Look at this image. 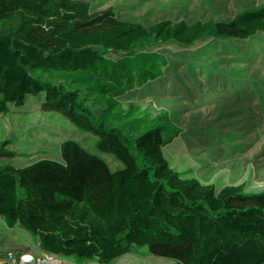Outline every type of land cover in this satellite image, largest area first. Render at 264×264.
I'll return each instance as SVG.
<instances>
[{
	"label": "rangeland",
	"instance_id": "rangeland-1",
	"mask_svg": "<svg viewBox=\"0 0 264 264\" xmlns=\"http://www.w3.org/2000/svg\"><path fill=\"white\" fill-rule=\"evenodd\" d=\"M9 28L0 23V31ZM77 79L105 83L115 109L90 118L49 91L52 83ZM0 116L48 134L52 143L72 139L79 151L103 157L189 151L223 138L226 164L206 172L169 170L147 181L118 179L120 207L103 211L116 207L104 193L95 208L81 211L84 218L73 214L76 232L124 258L118 248L127 244L140 264H264V221L243 215L248 197L264 193V97L224 41L197 48L187 40L116 34L82 56L40 52L0 77ZM0 264L44 263L0 241Z\"/></svg>",
	"mask_w": 264,
	"mask_h": 264
},
{
	"label": "trees",
	"instance_id": "trees-1",
	"mask_svg": "<svg viewBox=\"0 0 264 264\" xmlns=\"http://www.w3.org/2000/svg\"><path fill=\"white\" fill-rule=\"evenodd\" d=\"M3 21L10 28L0 31V77L23 69L40 52L68 49L82 56L109 45L116 34L136 41L187 40L197 48L222 40L256 95L264 97V0H7ZM49 91L90 118L116 107L111 88L96 80L55 82ZM228 160L223 138L201 141L189 151L103 157L79 151L72 139L52 143L48 134L0 116V241L44 264H140L127 244L118 248L128 254L124 258L89 238L81 241V211L95 208L104 193L112 194L116 207L98 208L120 207L114 181L123 177L147 181L169 170L206 172ZM243 215L251 223L264 221V193L248 197Z\"/></svg>",
	"mask_w": 264,
	"mask_h": 264
},
{
	"label": "built area",
	"instance_id": "built-area-1",
	"mask_svg": "<svg viewBox=\"0 0 264 264\" xmlns=\"http://www.w3.org/2000/svg\"><path fill=\"white\" fill-rule=\"evenodd\" d=\"M6 7H7V0H0V23L4 19Z\"/></svg>",
	"mask_w": 264,
	"mask_h": 264
},
{
	"label": "bare ground",
	"instance_id": "bare-ground-1",
	"mask_svg": "<svg viewBox=\"0 0 264 264\" xmlns=\"http://www.w3.org/2000/svg\"><path fill=\"white\" fill-rule=\"evenodd\" d=\"M122 251V250H121Z\"/></svg>",
	"mask_w": 264,
	"mask_h": 264
}]
</instances>
